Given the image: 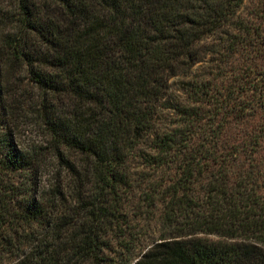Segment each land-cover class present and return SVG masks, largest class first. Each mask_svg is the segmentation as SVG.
Segmentation results:
<instances>
[{"label":"trees","instance_id":"trees-1","mask_svg":"<svg viewBox=\"0 0 264 264\" xmlns=\"http://www.w3.org/2000/svg\"><path fill=\"white\" fill-rule=\"evenodd\" d=\"M244 3L0 0V264H264Z\"/></svg>","mask_w":264,"mask_h":264},{"label":"rangeland","instance_id":"rangeland-1","mask_svg":"<svg viewBox=\"0 0 264 264\" xmlns=\"http://www.w3.org/2000/svg\"><path fill=\"white\" fill-rule=\"evenodd\" d=\"M264 15V0H245L244 6L241 9L240 16L242 19H245L246 21H249L250 23H256L261 19V17ZM176 85H174L173 88L178 87V82H175ZM30 123L33 124L32 120H28ZM26 120V126L24 129L26 131L24 132L27 141L35 140V141H41V129L38 127H35L34 125L30 124ZM211 239H216V237H212Z\"/></svg>","mask_w":264,"mask_h":264}]
</instances>
